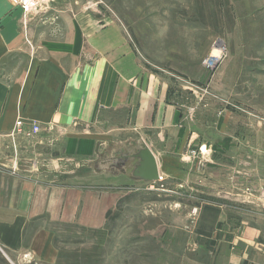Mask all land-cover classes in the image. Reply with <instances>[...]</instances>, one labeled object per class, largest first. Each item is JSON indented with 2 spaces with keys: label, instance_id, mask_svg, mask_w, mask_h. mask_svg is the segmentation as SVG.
<instances>
[{
  "label": "crops",
  "instance_id": "1",
  "mask_svg": "<svg viewBox=\"0 0 264 264\" xmlns=\"http://www.w3.org/2000/svg\"><path fill=\"white\" fill-rule=\"evenodd\" d=\"M56 9L49 8L60 18L54 37L28 49L21 11L0 0V67L5 59L25 58L10 81L0 75V247L28 262L53 264L58 226H103L117 196L113 189L51 180L42 167L30 165L57 153L83 155L84 145L96 153L95 143L106 137L90 128L99 125L104 111H123L124 124L115 130L130 119L136 144L106 140L111 151L98 152L95 169H109L115 158L146 145L169 179L197 184L199 217L214 221L199 232L214 253L211 264H264V141L257 138L256 119L218 118L238 125L233 132L221 126L220 133H208L197 125L214 120L197 116L189 127L182 105L173 103L168 86L139 67L116 22ZM17 120L21 132L15 131ZM32 124L41 130L28 135ZM44 148L50 154L42 157Z\"/></svg>",
  "mask_w": 264,
  "mask_h": 264
},
{
  "label": "rangeland",
  "instance_id": "2",
  "mask_svg": "<svg viewBox=\"0 0 264 264\" xmlns=\"http://www.w3.org/2000/svg\"><path fill=\"white\" fill-rule=\"evenodd\" d=\"M100 1L96 12H84L85 0H50L42 5L31 13L26 27L21 26L28 49L54 37L55 21L60 18L55 19L49 8L66 7L69 14L81 11L111 19L121 28L139 67L168 86L173 103L182 105L179 109L189 127L197 116L214 120L197 125L207 127L208 133H220L221 126L233 132L238 125L221 124L218 118L249 116L256 119L257 138L264 141V0ZM213 56L217 61L212 64ZM17 58L5 59L0 67L7 81L25 63L24 57ZM124 118L123 111L101 114L99 125L89 130L106 137L95 143L96 153L87 152L86 145L83 155L48 156L46 148L39 152L48 156L41 169L51 180L57 176L63 183L102 185L117 195L101 228H56L58 259L53 264H211L214 253L199 232L212 227L214 221L199 217L197 209L202 205L197 202L196 183L188 180L186 186L179 177L169 179L160 162L162 179L151 183L131 178L135 159L126 162V173L118 178L112 175L119 174L116 169L109 174L93 166L99 153L111 151L106 140L136 144L138 133L130 119L122 131L115 130ZM23 141L32 146L31 140ZM0 264L46 263L28 262L0 247Z\"/></svg>",
  "mask_w": 264,
  "mask_h": 264
},
{
  "label": "water",
  "instance_id": "3",
  "mask_svg": "<svg viewBox=\"0 0 264 264\" xmlns=\"http://www.w3.org/2000/svg\"><path fill=\"white\" fill-rule=\"evenodd\" d=\"M129 159H135L136 163L131 171V178L145 183L156 182L159 180V168L156 158L150 149L143 145L135 153L126 156H120L112 161L108 171H118V173H126L125 164ZM121 161L120 166L116 167L115 163Z\"/></svg>",
  "mask_w": 264,
  "mask_h": 264
},
{
  "label": "built area",
  "instance_id": "4",
  "mask_svg": "<svg viewBox=\"0 0 264 264\" xmlns=\"http://www.w3.org/2000/svg\"><path fill=\"white\" fill-rule=\"evenodd\" d=\"M8 1L13 7L18 8L21 11L23 28L26 27L28 21L30 20L31 13L40 9L42 5H46L48 2H50V0H8ZM99 4H101L100 0H85L82 6V9L84 10V12H87V11L96 12ZM26 42L28 43L27 39H26ZM207 61L209 62V59ZM208 65L210 66V64ZM22 127H23V124L19 120H17L16 125H15V131H20ZM40 130L41 128L39 127V125L32 124L30 126V131L28 135H35L39 133ZM43 166L44 165L39 162L37 163L33 162L30 165L31 169H35L36 171H38V169ZM15 168H16V162H14L11 172H15ZM161 179L162 177L160 175L159 180ZM262 193L264 194V190H262Z\"/></svg>",
  "mask_w": 264,
  "mask_h": 264
},
{
  "label": "bare ground",
  "instance_id": "5",
  "mask_svg": "<svg viewBox=\"0 0 264 264\" xmlns=\"http://www.w3.org/2000/svg\"><path fill=\"white\" fill-rule=\"evenodd\" d=\"M217 61V56H213L212 58H211V62H212V64L213 63H215ZM158 165V164H157ZM160 176V175H159Z\"/></svg>",
  "mask_w": 264,
  "mask_h": 264
},
{
  "label": "trees",
  "instance_id": "6",
  "mask_svg": "<svg viewBox=\"0 0 264 264\" xmlns=\"http://www.w3.org/2000/svg\"><path fill=\"white\" fill-rule=\"evenodd\" d=\"M110 212H111V211H108V212L106 213V218L108 217V215L110 214Z\"/></svg>",
  "mask_w": 264,
  "mask_h": 264
}]
</instances>
